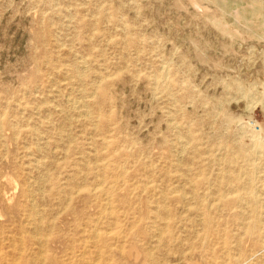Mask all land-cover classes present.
Returning <instances> with one entry per match:
<instances>
[{
    "label": "rangeland",
    "instance_id": "obj_1",
    "mask_svg": "<svg viewBox=\"0 0 264 264\" xmlns=\"http://www.w3.org/2000/svg\"><path fill=\"white\" fill-rule=\"evenodd\" d=\"M258 136L264 0H0V264H264Z\"/></svg>",
    "mask_w": 264,
    "mask_h": 264
},
{
    "label": "bare ground",
    "instance_id": "obj_2",
    "mask_svg": "<svg viewBox=\"0 0 264 264\" xmlns=\"http://www.w3.org/2000/svg\"><path fill=\"white\" fill-rule=\"evenodd\" d=\"M254 2V1H253ZM252 6V5H251ZM237 10V9H236ZM236 10H235V12H236ZM234 11V10H233ZM239 12V11H238ZM237 13V12H236ZM240 13V12H239ZM235 14V13H234ZM238 14V13H237ZM237 14H235V15H237ZM218 23V22H217ZM225 25V24H224ZM222 26V25H221ZM80 68V67H79ZM82 68V67H81ZM85 71V70H84ZM84 74V73H83ZM163 74V73H162ZM161 79V78H160ZM157 81V80H156ZM93 97V96H92ZM67 99H69V97L67 98ZM77 100V99H76ZM80 100V99H79ZM68 101V100H67ZM76 102V101H75ZM82 102V101H81ZM76 103H78V102H76ZM75 103V104H76ZM82 103H80V105H81ZM74 105V104H73ZM76 107V106H75ZM77 107H79V106H77ZM83 107V106H82ZM86 107V106H85ZM75 109V108H74ZM80 109V108H79ZM87 110V109H86ZM79 111V110H78ZM83 111H85L84 109H83ZM89 113H90V110H89ZM87 114H88V112L86 113V116H87ZM85 116V117H86ZM89 116H91L90 114L88 115V117ZM92 122V121H91ZM247 126V125H246ZM248 128V127H247ZM249 129V128H248ZM192 134H190V136H191ZM254 135V134H253ZM258 138L259 139H257L258 140V147H259V149L261 150V152H264V137L263 138H261L260 136H258ZM181 141V140H180ZM254 143V142H253ZM186 145V144H185ZM184 145V146H185ZM238 146V145H237ZM253 146V145H252ZM247 147V146H246ZM245 148V147H244ZM251 148V147H250ZM238 151V150H237ZM252 155V154H251ZM264 155V154H263ZM244 157V156H243ZM249 157V156H248ZM253 157V156H252ZM261 157V156H260ZM264 157V156H263ZM218 161V160H217ZM258 161V160H257ZM250 162V161H249ZM253 163V162H252ZM255 163V162H254ZM253 163V164H254ZM232 164V163H231ZM247 165H248V162H247ZM252 165V164H251ZM259 164H257V166H258ZM256 166V165H255ZM228 167V166H227ZM260 167V166H259ZM235 169V168H234ZM247 169V168H246ZM203 170V169H202ZM258 170V169H257ZM252 171V170H251ZM254 171H256V170H254ZM202 172V171H201ZM257 172V171H256ZM246 173V172H245ZM254 173V172H253ZM101 174V173H100ZM99 174V175H100ZM98 175V174H97ZM245 175V174H244ZM103 176V175H102ZM202 176V175H201ZM97 177V176H96ZM220 177V176H219ZM231 177V176H230ZM234 179V178H233ZM237 179H238V177H237ZM249 179V178H248ZM244 181V180H243ZM114 182V181H113ZM101 183V182H100ZM99 183V184H100ZM250 183H253L252 181H250ZM255 183V182H254ZM249 184V183H248ZM113 185V184H112ZM250 185V184H249ZM235 186V185H234ZM237 187H238V185H237ZM241 187V186H240ZM250 187V186H249ZM111 188H112V186H111ZM235 188V187H234ZM254 189L255 188H250L247 192H246V194H244V195H241V196H238L236 199H237V201L238 202H241V201H243L244 199H247V200H250V201H252L255 205H260L261 204V200L259 199V196L258 195H256V192H254ZM95 190V189H94ZM237 190V189H236ZM242 190H244V189H241L240 191H242ZM256 190V189H255ZM246 191V190H245ZM257 191V190H256ZM105 194H106V192H105ZM104 196H106V195H104ZM110 196V195H109ZM164 196V195H163ZM224 196V195H223ZM227 196V195H226ZM165 197V196H164ZM109 199L110 198H108V201H109ZM166 199V198H165ZM245 201V200H244ZM264 201V200H263ZM235 202V201H234ZM237 202V203H238ZM201 204V203H200ZM247 204V203H246ZM109 205V204H108ZM232 205V204H231ZM243 205V204H242ZM107 206V205H106ZM246 206V205H245ZM263 206H264V204H263ZM263 206H261V207H263ZM106 208V207H105ZM106 209H108V208H106ZM111 209V208H110ZM217 209V208H216ZM215 209V210H216ZM104 211V210H103ZM161 211V210H160ZM254 213V217L257 219L258 217H259V215L261 214V211H259V210H257V208L253 211ZM35 213V212H34ZM112 213V212H111ZM162 217V216H161ZM201 218V217H200ZM254 218V219H255ZM156 221V220H155ZM201 221V220H200ZM262 221V220H261ZM202 222V221H201ZM256 221H255V223H254V225H253V227L250 229V231L251 232H253L255 229H256ZM239 226V225H238ZM95 227V226H94ZM93 227V228H94ZM153 227V226H152ZM34 228V227H33ZM154 231V230H153ZM164 231V230H163ZM21 240V239H20ZM19 240V241H20ZM151 253V252H150ZM39 255V254H38ZM34 261V260H33ZM192 262V261H191Z\"/></svg>",
    "mask_w": 264,
    "mask_h": 264
}]
</instances>
